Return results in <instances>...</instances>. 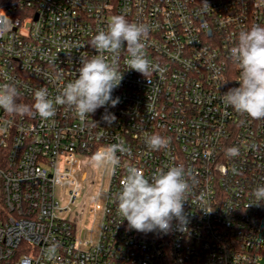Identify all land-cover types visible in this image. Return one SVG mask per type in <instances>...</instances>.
<instances>
[{"label": "built area", "instance_id": "built-area-1", "mask_svg": "<svg viewBox=\"0 0 264 264\" xmlns=\"http://www.w3.org/2000/svg\"><path fill=\"white\" fill-rule=\"evenodd\" d=\"M114 15L150 27L147 58L163 71L149 83L120 53L111 124L105 108L86 120L65 106L48 120L0 109V264H262L264 204H249L264 185V119L226 110L220 95L239 87L230 49L264 26V0H8L0 82L29 106L41 87L54 97L78 76L81 54H97L91 38ZM151 134L168 147L148 149ZM121 142L129 151L115 172L93 164L96 150ZM233 146L239 155L227 154ZM169 165L190 184L186 230H128L115 201L126 168L149 177Z\"/></svg>", "mask_w": 264, "mask_h": 264}, {"label": "clouds", "instance_id": "clouds-1", "mask_svg": "<svg viewBox=\"0 0 264 264\" xmlns=\"http://www.w3.org/2000/svg\"><path fill=\"white\" fill-rule=\"evenodd\" d=\"M204 4L209 7L206 2ZM149 31L150 27L144 23L130 22L124 15L112 16L107 29L99 30L91 38L90 46L97 54L90 58L81 54L78 76L54 97L50 98L47 88L41 87L34 91L31 106L19 103L16 84L5 80L0 82V109L12 115H24L34 110L39 118L48 120L55 116L56 106H65L79 119L86 120L97 109L105 108L102 119L111 124L116 118L107 112V107H115L120 102L112 93L120 86L124 73L118 66L120 53H128L127 70H134L147 79L163 71L147 58L144 40ZM230 59L240 70L239 87L229 88L220 95L222 104L226 110L232 109L256 120L264 119V26L256 24L241 31L230 49ZM144 142L152 151L166 149L169 143L159 134L146 135ZM128 151L122 142L112 143L96 150L91 160L96 167L115 172L120 165L118 153ZM227 154L237 156L239 148H228ZM189 191L187 173L181 165L157 169L149 177L138 167L128 166L120 190L115 194L120 224L127 221L128 230L141 233L168 234L176 221L178 229L186 230L184 203ZM252 196L255 202L249 206L264 204V185L257 186Z\"/></svg>", "mask_w": 264, "mask_h": 264}, {"label": "rangeland", "instance_id": "rangeland-1", "mask_svg": "<svg viewBox=\"0 0 264 264\" xmlns=\"http://www.w3.org/2000/svg\"><path fill=\"white\" fill-rule=\"evenodd\" d=\"M81 202H82V199L81 198H79L76 202H75V205L77 206V205H80L81 204ZM262 264H264V262H262Z\"/></svg>", "mask_w": 264, "mask_h": 264}, {"label": "trees", "instance_id": "trees-1", "mask_svg": "<svg viewBox=\"0 0 264 264\" xmlns=\"http://www.w3.org/2000/svg\"><path fill=\"white\" fill-rule=\"evenodd\" d=\"M8 0H0V5Z\"/></svg>", "mask_w": 264, "mask_h": 264}]
</instances>
